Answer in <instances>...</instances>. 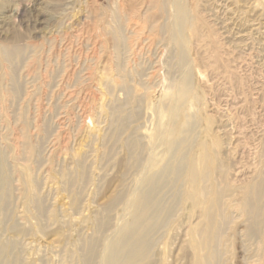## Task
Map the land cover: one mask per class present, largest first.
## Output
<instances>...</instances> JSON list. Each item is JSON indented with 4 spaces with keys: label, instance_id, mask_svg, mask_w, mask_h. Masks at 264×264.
Returning a JSON list of instances; mask_svg holds the SVG:
<instances>
[{
    "label": "rangeland",
    "instance_id": "obj_1",
    "mask_svg": "<svg viewBox=\"0 0 264 264\" xmlns=\"http://www.w3.org/2000/svg\"><path fill=\"white\" fill-rule=\"evenodd\" d=\"M120 1L0 0V46L20 52L0 61V264H83L92 244L90 264H106L105 246L130 221L143 183L205 147L217 166L207 187L221 172L235 189L264 175V0H179L203 35L188 44L170 41L171 3L152 33L129 27ZM184 80L191 91L173 115ZM177 178L156 198L173 212L157 219L136 264L192 263L189 230L203 219ZM232 193L216 264H264V224L247 241Z\"/></svg>",
    "mask_w": 264,
    "mask_h": 264
},
{
    "label": "bare ground",
    "instance_id": "obj_2",
    "mask_svg": "<svg viewBox=\"0 0 264 264\" xmlns=\"http://www.w3.org/2000/svg\"><path fill=\"white\" fill-rule=\"evenodd\" d=\"M177 2H179V0H121L118 9H120L121 12L123 13L122 15H124L125 22H128L129 27L130 24L132 25V23L135 25L140 23L142 24V26L144 25L143 27H145L146 24H150L153 33V31L158 32L160 29L164 28L163 26L158 25L160 23V22L158 23V21L166 17L167 14L166 6L170 5L171 3L174 8L173 9L174 17H173V21L170 20V24L166 25V29L171 33V35H169L171 43L172 42L176 43L177 39H180L185 44H188L191 41L195 43L201 41L203 35L198 26L194 13L186 9L180 2L179 3ZM152 8H154L158 12L157 15L149 13V11ZM145 13L149 14L148 17H143ZM94 16L95 17L93 18L95 19L97 14H94ZM117 16H118V23H120L122 21L121 20L122 16H120L119 13L117 14ZM167 17L166 20L168 19ZM93 21L94 23H96L95 20ZM117 28L118 29L116 33H114L113 38L122 41L124 37L123 32L121 28L119 27ZM168 31L166 32L168 33ZM19 53H20L19 49H17L16 47L8 48V47L0 46V61L7 62L9 66L12 63L13 59L16 58ZM190 91L191 90H189V87L185 82V80L182 81V84L178 85L177 95L175 97L176 103L171 111V114L178 115L179 113L178 105L181 104L182 102L183 103L185 102L184 105H186V101L188 99L187 96L190 93ZM114 111H116V109H113V112ZM186 126L187 125H185V127ZM171 131H169L166 134V138L164 137L165 138L164 144L167 151L173 148L172 145L175 142L174 138L176 137L175 133H177L176 132L177 130L173 133H171ZM215 137L216 136H214V138ZM217 139L219 140V138ZM176 147H178V144L176 145ZM179 148L180 149L182 148L181 145L179 146ZM215 150L216 149H214V151ZM34 151L36 150L32 148L31 152ZM175 155L176 154H174V156ZM215 159H216V154L208 156L206 154V147H205V150H202V154H200L197 158H189L187 160L183 158L182 161L184 160V162H180V160L178 161V159H176L175 161L174 158V161H172L170 166H168L166 170L162 172L161 176L159 175V177L156 178L155 180L147 179L144 183L142 182L144 184L142 190L141 191L139 190L140 192L134 195L135 197H133V201L131 203V207H130L131 214L129 215L130 221L128 220L129 222L123 226L120 232L118 231L119 232L118 235L114 237V239L110 242L108 246H105L106 264H136V262L138 263V261L144 260L146 255H148V253L150 252L149 246H151L150 241H152L149 240V238L152 239L151 238L152 236L150 237V235L152 234L154 229L155 231H157L154 225L156 221H158L157 219L160 216H162L163 211L167 208L164 207L163 206L164 204L162 205V203L159 200L156 201V198L163 188L165 190L166 186L172 184V182L175 183L176 182L175 180L178 176H182L184 178L183 181L186 186V188L184 189L185 191L182 192L183 201L188 202L193 209H196V211L197 209H199L200 216L203 219L202 225L198 224V226H193L189 230L188 241H190L191 244L190 247L192 250L191 264L218 263L216 262V256H217L216 247L219 248L218 245L221 240L220 238H221L222 229H224L223 228L225 227L224 224L227 221V217L223 209L224 198L228 197L230 194H233L232 193L233 191H236L239 194V199L234 204L235 205L234 209H236L239 216L243 218L245 222L244 223L245 228L243 231V233H245L244 236L246 237L247 241L252 240L258 234L259 225L264 224V219L261 215L262 203L264 198V175H261L260 177L252 180L251 182H243L240 185L236 186L235 189L232 188L228 183H224L225 182L224 179L226 175L225 173L221 172L219 174L220 181L218 182L217 179V182L215 181V185L208 184L209 186L207 187V182H209L210 179V172H212L213 169H217V166L215 164L216 163ZM162 176L165 177L164 180L162 179L163 181L161 182ZM2 183H4L5 185L8 184V180L6 176H2L0 174V190L3 186ZM114 199L115 198H113L112 202H110L109 206L114 203L115 201ZM118 200L119 199H117V201ZM5 202H6L5 198L0 196V218L5 213ZM172 208L169 206L167 210L164 212L165 216L164 215L163 216L168 217L171 214V212H173ZM108 209L109 208H107V210ZM185 218L188 219V217ZM102 226L104 227L103 222L99 221L98 229L100 230ZM187 243L189 244V242ZM93 245L94 244L90 245L88 254L83 259V264H90L92 261V257L95 256L93 255L94 253ZM12 254H14L13 256L14 259L16 257L15 252L12 251ZM2 255H3V250H0V260Z\"/></svg>",
    "mask_w": 264,
    "mask_h": 264
}]
</instances>
